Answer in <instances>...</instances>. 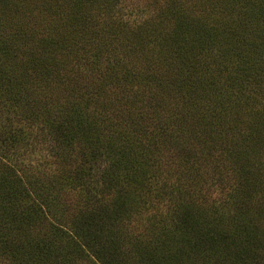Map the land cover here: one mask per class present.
I'll list each match as a JSON object with an SVG mask.
<instances>
[{
  "label": "trees",
  "instance_id": "16d2710c",
  "mask_svg": "<svg viewBox=\"0 0 264 264\" xmlns=\"http://www.w3.org/2000/svg\"><path fill=\"white\" fill-rule=\"evenodd\" d=\"M107 1L0 0V264H264V0L136 26ZM164 151L233 178L232 207L203 205L205 170L169 188Z\"/></svg>",
  "mask_w": 264,
  "mask_h": 264
},
{
  "label": "rangeland",
  "instance_id": "374dc122",
  "mask_svg": "<svg viewBox=\"0 0 264 264\" xmlns=\"http://www.w3.org/2000/svg\"><path fill=\"white\" fill-rule=\"evenodd\" d=\"M102 1L109 3V1H107V0H102ZM114 2H116V8L113 9V11H112L114 13V15L116 17H120V19H122L123 22H129V23L134 24V26H136L137 24L143 23L147 19L158 18V17H153V16L158 14V13H160L159 16L161 15L159 5L165 4L167 2V0H114ZM189 2L191 5H193V4L195 5L196 0H190ZM196 13H198V14H196V16H200V14L202 13V10L200 11L198 9V10H196ZM99 14L102 15L103 13H99ZM202 17H203V15H202ZM144 25L147 26L145 23H144ZM237 129H238L237 133L239 134V136H237V137L232 134V132H231L233 130L232 128L230 129L229 132L227 130H224V129L221 130L220 129V132H222V133L220 135L216 134L217 136H215V138H217V140L221 141V143L223 144L218 149L217 154L223 155L226 158V161H227L226 163H228L230 161L229 157H230V151H231L232 147L236 150H239V148L243 149V144L242 145H240V144L235 145L236 144L235 139L238 138L239 142H240V139H241L240 137H242L244 135L245 130L241 127L240 128L237 127ZM180 143H181V141L177 142L178 148L180 147ZM240 154H241V152H240ZM32 155L33 154H30V156H32ZM164 155H166V157L162 158L161 164L159 165V168H158V172L163 174L162 179L163 178L166 179V182H167V185L169 186V188H171V186L174 185L172 187V189H173L175 187V184L178 185L181 181L183 183H188L193 177L198 176L199 171L205 170L204 172L201 173V178H202L201 181H200V178H195L196 180H199L201 183L200 185L203 186L201 196L203 195V196H206V198H207L206 202L203 203V205H205L206 209H208L211 212H213L214 208H218L219 205H221L222 203H227L229 208L232 207V200H231L230 194L233 196L236 193V190H233V189H236V187H237L233 178L228 183H226L227 181H224L223 178L221 181H219V180L215 181L212 178V176L209 173H207L208 170L206 168H208V167L199 169V171H193V170H191V167L189 169L188 163L180 154L179 155L174 154L172 157L169 158L167 156V153H165V151H164ZM24 161L26 163H34V161L36 163L38 162L35 157H27ZM261 166H262L261 170L264 172V164H262ZM253 169H252V171H253ZM255 171H257V169H255ZM238 172L244 173L243 170H239V171L234 170L231 172V175L233 176V175L237 174ZM219 174H221V173H219ZM179 180H181V181L179 182ZM260 180L262 182L261 184L264 185V178H260ZM223 183H226V184L222 185ZM165 207L168 208V205H166ZM166 208H164V210H166ZM229 208H226V210H229ZM252 213L259 215L255 212H252ZM134 215H135V217L138 216L137 213H135ZM145 216L146 217L141 222L133 220L131 222L130 221L126 222L125 225L121 224V227H123L124 230H126L128 228V226L131 229L136 228V233L141 231V227L145 231V227L148 225L149 220H150V219L149 220L147 219V214ZM158 217H161V216L158 215ZM169 224H170V226H168V227L164 226L163 224H160L158 226V232H159L158 238L159 239H161L163 237V234L166 231H167V237L171 238L172 234H174L176 236L178 235V232L176 231L174 225H172V222H170ZM262 224H264V219H263ZM126 258H128V257L126 256Z\"/></svg>",
  "mask_w": 264,
  "mask_h": 264
}]
</instances>
